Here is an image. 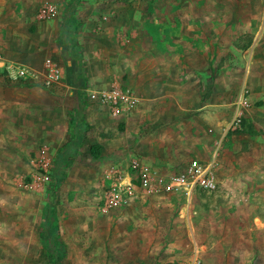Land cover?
Listing matches in <instances>:
<instances>
[{
	"label": "rangeland",
	"instance_id": "1",
	"mask_svg": "<svg viewBox=\"0 0 264 264\" xmlns=\"http://www.w3.org/2000/svg\"><path fill=\"white\" fill-rule=\"evenodd\" d=\"M56 2L0 0V264H193L194 230L214 229L217 215L229 214L242 231V242H248L245 254L264 264V0L102 1L103 12L106 5L135 10L131 20L137 23L130 30L113 19V38L106 37L105 26H95L92 32L101 37L88 38L80 50L85 66L97 78L107 76L110 86L131 79L136 63L135 75L148 77L149 63L135 62L133 55L144 52L150 24L154 50L166 55L203 49L209 41L194 44L192 27L198 24L205 33L211 27L216 37L210 45L217 56L204 90L186 77L181 94L176 77H163L153 94L143 85L132 114H107L105 127L89 123L93 106L67 112L62 91L55 99L49 95L55 89L7 74L9 64L23 65L18 62L22 55L37 56L47 48L38 33L49 34L56 18L47 22L42 16L50 4L61 9ZM179 37L190 45H178ZM87 89L93 88L87 84ZM210 103L221 106L215 119H206V109L200 111ZM75 122L86 129H76ZM97 142L103 145H93ZM93 146L102 149L98 159ZM44 148L58 167L67 151L57 186L33 183V164ZM195 153L209 160L217 155L215 191L197 190L191 198H139L102 213L111 169L137 158L160 173L182 174Z\"/></svg>",
	"mask_w": 264,
	"mask_h": 264
},
{
	"label": "crops",
	"instance_id": "2",
	"mask_svg": "<svg viewBox=\"0 0 264 264\" xmlns=\"http://www.w3.org/2000/svg\"><path fill=\"white\" fill-rule=\"evenodd\" d=\"M56 1H58L56 2L57 4L60 3L62 6L61 9L59 8V17L56 18L48 27L49 34L47 36L42 35L44 30L38 33L40 39L44 41L43 45H48L47 48H41V51L38 52L39 54L37 53V56L22 55L20 58H18V62L24 66L37 68L36 70H42L44 66V59H49L50 57L48 55L51 54L53 59L61 64L62 69L67 76V81L65 79L66 82L64 85L52 91L56 93H49V95L53 96L55 99H59L61 98V93L59 92L62 91V99L67 98V102H65V110L67 112H70L73 108L84 111L86 108H88L87 105L83 103V93L84 90L87 89V84L93 88L92 90L94 91L106 90L110 87V85L107 76H105L104 79L102 77L97 78L91 72V70L88 69L89 67L85 66L84 60L80 55V50L83 48V46H85V44L86 46L88 45V38L101 37V35L92 32L95 30V26H105L106 34L108 35L106 36L107 38H113L114 36L113 34L109 35L110 28H112V25L110 24L113 22V19L116 20V23H118L119 26L122 25L130 30H132L134 27H137L134 26L137 25L136 21L131 20L132 15L135 14V10H131L130 8L127 10L125 7L117 5H102L104 10L103 12L99 7V4L105 0ZM96 2H98V4ZM104 19H106V22H103ZM118 20L124 21L120 23ZM212 25H214V23ZM149 26L148 28L145 27L144 31L146 43L148 42L144 45V52L139 53L138 55H133V60L135 62L136 60H144L145 62L149 63L147 65L149 69L145 70V73L148 77L144 78L142 76L139 77L135 75L136 69H140L139 66L136 68L138 65V63H136L135 69L131 72V79L126 81L114 80V84H124L125 86H128L134 90L139 100V104L142 100L141 95L143 91H145V87H143V85L148 86L146 91L150 90V93L153 94L152 91L155 89L154 86L163 85V81H161L163 77L164 79L176 77V92L181 94L184 93V89L186 88V77L192 78L190 80L192 81L193 86H195L199 92L201 89L204 90L206 86L205 78H208L209 82L211 81L210 77L213 76V67L215 66L214 61L217 57L216 52L214 51L213 47L211 48L210 45L211 39H215L216 37L215 30L211 34V27H209L208 32L205 33L204 31L202 32V27L196 24V26L192 27L193 38L192 40L191 38L188 40L195 42L194 44L209 41L208 44L205 45L203 49L199 47L195 48L194 46L193 49H191L192 54H190V52H180L177 54L166 55L160 54L154 50L153 45L155 44V41L153 40H156V37L153 33V28H150ZM84 30L87 32L84 33ZM176 40L178 45L181 43L182 45H190L187 40L180 39V37ZM189 61H191L192 65L187 63ZM99 83L100 86H98ZM187 83H190L189 80ZM201 84H204V86L202 87ZM169 86H174V84H172V80ZM216 88H220L219 91H221L225 90L226 86L219 85ZM169 90L171 93L172 88H169ZM219 107L221 106H217L215 103H210L207 106H202L200 111L206 109V119H215L216 115L219 112H222L221 109L218 112ZM94 109V112L88 116L90 121L89 123H95L96 121H99L97 126H107L106 121L108 119L107 114H110L109 110L103 107H94ZM48 110L54 111L55 107L50 105ZM75 125L76 129H79V126H86L80 122H75ZM96 144L100 146L103 145L100 142L94 143L93 145ZM94 147L100 148L99 146H93L92 148ZM101 151L102 149L100 148V153ZM232 216V214L221 216L217 215L215 220L219 221L217 226H214V229H209L203 232V229L201 230L199 226L194 230V234L196 231L195 237L197 244V246L194 247V254H196V256L198 255L203 264H260L259 260H255V258L250 259L245 254L248 253V251L246 252L247 249L245 250L243 247L247 246L248 242H242L244 236L242 235V231H240L238 226L232 225ZM225 221H228L227 225H224ZM205 237H207V239L203 241L202 238Z\"/></svg>",
	"mask_w": 264,
	"mask_h": 264
},
{
	"label": "built area",
	"instance_id": "3",
	"mask_svg": "<svg viewBox=\"0 0 264 264\" xmlns=\"http://www.w3.org/2000/svg\"><path fill=\"white\" fill-rule=\"evenodd\" d=\"M59 8L54 4L47 6L42 18L50 22L59 16ZM106 21V19H104ZM2 59L0 49V60ZM5 65L4 61H1ZM7 74L13 80L41 86L52 90L64 85L66 75L52 59H46L42 70H36L19 64H9ZM83 103L93 107H103L114 117L130 115L138 108L139 100L131 88L124 84H112L106 90H84ZM244 105L247 102H242ZM60 155L63 166L58 167L44 148L33 164L32 179L37 186H55L61 182L67 163V151ZM217 155L206 159L201 153H195L188 169L182 174L167 175L160 173L153 166L133 159L129 165L118 166L110 170V190L101 206L103 214L123 208L139 198H161L170 195H185L189 198L197 190L212 192L219 186L216 172ZM193 264H203L196 256Z\"/></svg>",
	"mask_w": 264,
	"mask_h": 264
},
{
	"label": "trees",
	"instance_id": "4",
	"mask_svg": "<svg viewBox=\"0 0 264 264\" xmlns=\"http://www.w3.org/2000/svg\"><path fill=\"white\" fill-rule=\"evenodd\" d=\"M82 128L84 130L86 129V126H79V129H82ZM91 153L94 158L98 159L100 157V148L98 147L92 148Z\"/></svg>",
	"mask_w": 264,
	"mask_h": 264
}]
</instances>
